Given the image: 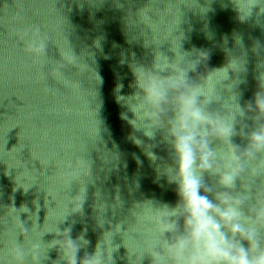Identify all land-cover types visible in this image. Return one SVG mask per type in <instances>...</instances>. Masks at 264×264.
Wrapping results in <instances>:
<instances>
[{
    "label": "water",
    "instance_id": "1",
    "mask_svg": "<svg viewBox=\"0 0 264 264\" xmlns=\"http://www.w3.org/2000/svg\"><path fill=\"white\" fill-rule=\"evenodd\" d=\"M119 2L124 8L116 0H0V251L10 238L25 248L37 240L47 246L60 238L56 229L70 228L72 239L88 241L79 250L82 257L93 253L116 223H134L129 214L134 202H175L172 188L163 178L156 180L150 159L131 138L135 134L148 141L130 123L135 117L127 104L135 91L130 62L150 66L157 49L146 43L152 40L148 25H129L127 8L131 4L135 11L152 0ZM157 2L162 7L169 0ZM237 15L230 0H213L206 20L186 10L181 45L185 52L209 49L208 68H219L227 63L224 38L228 48L239 52L234 37L239 34L247 63L235 91L244 104L253 98L264 71V51L260 56L252 51L257 41L264 46V26L255 17L242 23ZM34 26L50 36L39 61L14 35ZM65 30L75 64L63 58ZM159 51L174 57L168 41ZM203 71L199 66L197 72ZM77 159L85 169L75 167ZM78 196L80 208L72 211ZM114 243L119 247L113 264H129L122 236L117 234ZM43 255L41 264H57L59 246L45 248Z\"/></svg>",
    "mask_w": 264,
    "mask_h": 264
},
{
    "label": "clouds",
    "instance_id": "2",
    "mask_svg": "<svg viewBox=\"0 0 264 264\" xmlns=\"http://www.w3.org/2000/svg\"><path fill=\"white\" fill-rule=\"evenodd\" d=\"M212 2L169 0L161 7L152 0L135 11L131 4L127 8L129 25H148L152 40L146 43L157 45L150 66L134 59L130 62L135 90L127 98L135 117L130 123L148 141L135 134L131 138L150 159L156 180L163 178L172 188L175 202H134L129 209L134 223H116L103 233L95 251L82 257L79 250L88 241L83 236L72 239L70 228L63 232L56 229L60 238L47 246L37 240L25 248L10 238L0 251V264H28L29 257L31 264H41L44 249L57 245V264H113L112 254L119 247L114 243L117 234L129 250V264H142L145 257L150 264H264V71L257 77L253 98L241 104L235 87L240 74L246 72L247 53L239 34H234L239 52L228 48L224 38L227 63L219 68H208L209 49L185 52L181 45L185 33L180 25L186 10L206 20ZM230 3L240 22L255 17L256 23L264 26V0ZM116 6L125 5L116 0ZM66 30L63 58L75 64L77 57ZM14 35L35 60L45 55L50 36L39 26ZM208 36L212 39L213 33L209 31ZM164 41L170 43L174 57L159 51ZM96 45L99 47V40ZM252 51L260 56L264 46L257 41ZM199 66L204 67L203 72H197ZM190 73H196L195 78ZM98 131L96 126V136ZM237 137L243 143H237ZM75 167L86 168L79 159ZM74 200L72 211H77L81 197Z\"/></svg>",
    "mask_w": 264,
    "mask_h": 264
}]
</instances>
